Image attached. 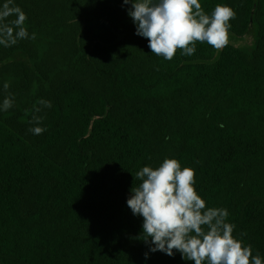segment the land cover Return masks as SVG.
<instances>
[{"label":"trees","instance_id":"obj_1","mask_svg":"<svg viewBox=\"0 0 264 264\" xmlns=\"http://www.w3.org/2000/svg\"><path fill=\"white\" fill-rule=\"evenodd\" d=\"M200 2L231 7L230 34L252 46L198 42L169 61L124 0H13L29 38L0 45V104L14 99L0 111V264H194L150 252L127 205L136 173L166 158L264 260V0Z\"/></svg>","mask_w":264,"mask_h":264},{"label":"clouds","instance_id":"obj_2","mask_svg":"<svg viewBox=\"0 0 264 264\" xmlns=\"http://www.w3.org/2000/svg\"><path fill=\"white\" fill-rule=\"evenodd\" d=\"M124 4H131L128 15L136 25V35L149 40L154 55L169 61L178 51L184 56L195 54L198 42L222 50L230 42V21L236 18L231 7L220 4L211 15L206 14L200 0H124ZM26 21V13L14 6L13 0H6L0 6V45L11 47L29 38ZM3 87L7 90L9 84ZM38 103L52 106L50 101ZM13 105L9 94L0 111H8ZM40 111L34 108V112ZM42 120L33 115V123ZM30 131L40 135L46 129L36 126ZM134 179L141 183L131 189L127 205L133 215L143 217L141 238L150 245V252L171 257L178 251L194 264H264L259 253L253 255L251 245L234 237L236 226L227 222L228 210L207 206L198 194L194 169L182 168L177 159L166 158L156 168L143 167ZM145 258H149L148 253Z\"/></svg>","mask_w":264,"mask_h":264},{"label":"rangeland","instance_id":"obj_3","mask_svg":"<svg viewBox=\"0 0 264 264\" xmlns=\"http://www.w3.org/2000/svg\"><path fill=\"white\" fill-rule=\"evenodd\" d=\"M230 42H233L240 47L248 48L253 44V36L251 34H248L244 39L237 40L232 34H230Z\"/></svg>","mask_w":264,"mask_h":264}]
</instances>
